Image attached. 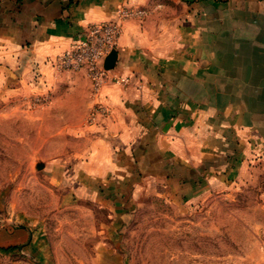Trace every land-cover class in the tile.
Segmentation results:
<instances>
[{
    "label": "crops",
    "instance_id": "1",
    "mask_svg": "<svg viewBox=\"0 0 264 264\" xmlns=\"http://www.w3.org/2000/svg\"><path fill=\"white\" fill-rule=\"evenodd\" d=\"M123 7L142 15L123 23L117 64L98 89L108 113L93 142L106 148L92 152L91 180L76 189L108 217L94 219L84 264H128L120 229L139 190L193 204L230 185H264V0H0V70L54 78L58 58L90 27L120 24ZM0 246L54 264L32 229H0Z\"/></svg>",
    "mask_w": 264,
    "mask_h": 264
},
{
    "label": "rangeland",
    "instance_id": "2",
    "mask_svg": "<svg viewBox=\"0 0 264 264\" xmlns=\"http://www.w3.org/2000/svg\"><path fill=\"white\" fill-rule=\"evenodd\" d=\"M66 53L54 78L29 67L0 70V229H32L54 264H84L94 219L106 221L108 210L76 187L91 180L83 171L92 152L106 148L93 142L101 136L93 125L108 112L99 108H107L102 84ZM124 210L128 264H264V185H230L193 204L139 190ZM23 248L0 246V264L41 263Z\"/></svg>",
    "mask_w": 264,
    "mask_h": 264
},
{
    "label": "built area",
    "instance_id": "3",
    "mask_svg": "<svg viewBox=\"0 0 264 264\" xmlns=\"http://www.w3.org/2000/svg\"><path fill=\"white\" fill-rule=\"evenodd\" d=\"M141 11H132L123 7L120 11V24L104 23L89 28L84 37L78 39L72 50L66 53L65 58L75 60L76 63L86 66L100 86L109 76L104 63L107 56L115 49L117 41L123 32V23L131 17L141 16ZM73 60V61H74ZM117 83L126 85L127 79H117Z\"/></svg>",
    "mask_w": 264,
    "mask_h": 264
},
{
    "label": "water",
    "instance_id": "4",
    "mask_svg": "<svg viewBox=\"0 0 264 264\" xmlns=\"http://www.w3.org/2000/svg\"><path fill=\"white\" fill-rule=\"evenodd\" d=\"M118 53L113 50L106 58L104 68L107 71L113 70L117 64Z\"/></svg>",
    "mask_w": 264,
    "mask_h": 264
}]
</instances>
